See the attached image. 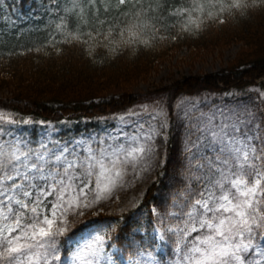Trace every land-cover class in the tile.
Returning <instances> with one entry per match:
<instances>
[{
    "label": "snow or ice",
    "instance_id": "obj_1",
    "mask_svg": "<svg viewBox=\"0 0 264 264\" xmlns=\"http://www.w3.org/2000/svg\"><path fill=\"white\" fill-rule=\"evenodd\" d=\"M102 2L73 0L65 11L79 8L83 20L85 8H95L92 16L103 26ZM129 3L118 0L116 7ZM103 6L107 13L109 4ZM259 6H264V0H191L169 15L181 17L182 30L190 31L199 30L208 19L224 23L225 12L245 15ZM132 7L134 12L121 13L135 22L120 28V42L140 40L145 30L158 31L157 17L149 14L160 8L159 3L144 7L143 0H134ZM64 23L61 17L56 27L61 29ZM114 23L108 25L107 35L100 31L96 35L110 40ZM160 114L165 116L163 123L146 130L140 125L135 132L125 133L123 140L101 138L83 152L76 146L50 147L41 142L33 148L21 139L0 141V264H116L105 251L107 234L77 242L66 259L62 238H68L87 209L130 184L129 172L132 180H140L159 166L157 138L167 140L166 113L160 109ZM128 115L138 114L129 110ZM28 122H18L14 114L0 110V132L6 125ZM195 127V138L189 135L186 143L190 175L183 199L174 200L172 210L164 214L153 210L161 226L160 239L175 238V264H264V116L247 109L221 112L219 121L211 114ZM83 143L77 142L81 147ZM193 180L197 188L192 187ZM148 264L155 262L150 259Z\"/></svg>",
    "mask_w": 264,
    "mask_h": 264
},
{
    "label": "trees",
    "instance_id": "obj_2",
    "mask_svg": "<svg viewBox=\"0 0 264 264\" xmlns=\"http://www.w3.org/2000/svg\"><path fill=\"white\" fill-rule=\"evenodd\" d=\"M133 2L117 8L118 0H103L100 19L105 24L101 26L92 16L95 8H85L83 20H88L87 24L78 15L79 8L66 12L73 0H0V89L9 91L8 96L0 98V106L14 114L18 122L30 121L17 125L30 132L32 140L47 124H53L57 137L63 140L91 130L100 132L106 124L103 116L132 106L140 98L132 93L134 86L183 47L214 52L241 44L221 70L181 78L169 89L189 95L198 91L241 92L252 85L264 89V82L257 83L264 78V6L249 9L245 15L225 12L224 23L208 19L199 30L184 31L182 18L169 13L191 0H143L144 7L160 4L149 14L157 17L158 31L145 30L140 40L120 42V28L126 22H135L121 14L134 12ZM105 3L110 6L107 13ZM61 17L65 23L58 29ZM113 22L110 40L96 35L97 31L107 35ZM145 39L149 42L144 43ZM167 139L171 157L170 134ZM168 169V163L159 167L131 204L111 212L89 213L77 221L68 238H62V256L68 254L74 239L94 228H102L108 246L115 245L124 256L154 251L152 207L166 188Z\"/></svg>",
    "mask_w": 264,
    "mask_h": 264
},
{
    "label": "rangeland",
    "instance_id": "obj_3",
    "mask_svg": "<svg viewBox=\"0 0 264 264\" xmlns=\"http://www.w3.org/2000/svg\"><path fill=\"white\" fill-rule=\"evenodd\" d=\"M240 48L241 44H232L225 49L214 52H202L188 47L174 51L167 59L161 61L156 71L152 72L145 80H140L134 86L132 93L140 95V98L132 106L103 116L106 119V124L100 132L91 130L74 138L63 140L57 137V130L54 125L47 124L36 139L32 140L31 133L24 132V128L16 124L5 126V131L0 132V141L21 139L28 142L33 148H36L41 142L48 143L50 147L53 144L76 146L83 152L88 144L92 143V146H96L93 142L99 141L101 138L110 140V138L119 137L123 140L125 133L131 134L135 132L140 125H144L146 130L148 126H156L158 123H163L165 116L160 114V109H163L167 118V127L164 131L167 133V137L170 134L172 138V156L169 157L167 154L168 139L165 141L162 136L158 137L157 143L160 147L161 161L159 166H154L140 180H132V174L129 172L126 179L131 181L130 184L120 188L112 198L105 199L100 204L93 205L87 209L86 215L80 217L79 220L89 213L111 212L131 204L139 198L146 184L153 179L158 168L168 163L169 169L165 177L166 188L159 192V202L152 207V211L156 209L160 214H164L172 210L174 200L183 199L181 193L188 185L190 175V156L186 152V143L189 135L193 139L195 138V126L199 121L211 114H215L217 121H219L221 112L228 115L230 112H243L245 109L254 112L257 117L264 116V89L259 86L252 85L244 91L225 94L198 91L189 95L175 92L172 88L169 89L175 81L181 78L211 74L221 70L235 57ZM260 82H264V78L257 81V83ZM8 95V90L0 89V98ZM143 105H148V109L144 110L141 107ZM0 110L6 112L1 106ZM129 110L138 115H128ZM77 142H84L83 146L81 147ZM192 166L193 168L195 167L194 160L192 161ZM192 187L197 188L198 184H192ZM153 215V236L156 242L154 251H141L145 253L143 256L139 254L140 252L134 256H124L118 251V247H109V240L105 238V251L111 254L116 264H130V261L135 262V264H148L150 259L155 264H175L177 260L173 242L175 238L172 240L167 237L164 240L160 239L161 226L156 212L153 211ZM168 223L169 221L165 217L164 225L166 226ZM94 235L104 236L103 229L86 230V232L72 241L73 245L70 251L76 246L77 242H82ZM147 253H151V257ZM63 257L66 259L67 255Z\"/></svg>",
    "mask_w": 264,
    "mask_h": 264
}]
</instances>
